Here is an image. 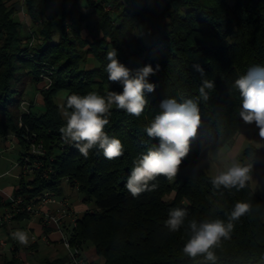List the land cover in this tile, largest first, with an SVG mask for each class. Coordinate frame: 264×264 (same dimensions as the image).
Masks as SVG:
<instances>
[{
	"label": "trees",
	"instance_id": "1",
	"mask_svg": "<svg viewBox=\"0 0 264 264\" xmlns=\"http://www.w3.org/2000/svg\"><path fill=\"white\" fill-rule=\"evenodd\" d=\"M100 1L110 10L94 0H0L1 133L13 135L22 150V135L33 133L53 157V173L47 179L36 175L25 182L20 176L12 196L29 202L46 190L57 194L66 180L82 194L83 203L92 200L94 206L76 219L69 242L81 251L90 245L103 264H203L202 256L192 259L182 251L188 221L227 222L234 204L247 202L251 211L233 222L231 238L215 249L216 264H264V197L249 183L239 191L215 190L200 165L209 152L229 147L252 125L239 117L241 97L234 81L250 66H264V0ZM20 9L30 20L28 32L17 18ZM65 21L70 22L68 30ZM56 23L59 37L52 41ZM31 37L37 42L28 48ZM114 48L133 75L145 65H159L148 78L156 90L146 94L149 102L140 117L110 110L105 131L122 141L123 156L108 160L93 149L85 159L63 142L59 128L65 121L55 99L61 92L64 98L121 92L122 85L110 82L105 71L107 52ZM46 65L52 74L50 86L40 93L43 107L30 103L25 113L20 109L25 90H35ZM194 65L203 69L204 77ZM202 78L214 81L215 89L200 103L201 124L175 180L158 177L154 191L132 197L125 184L133 161L158 143L143 128L159 113L161 99L197 96ZM241 157L249 158L252 169H264V149L250 145ZM173 207H187L189 215L180 231L169 233L163 222ZM64 263L65 257L42 261Z\"/></svg>",
	"mask_w": 264,
	"mask_h": 264
},
{
	"label": "clouds",
	"instance_id": "2",
	"mask_svg": "<svg viewBox=\"0 0 264 264\" xmlns=\"http://www.w3.org/2000/svg\"><path fill=\"white\" fill-rule=\"evenodd\" d=\"M108 61L105 71L108 80L120 83L122 91H108L100 95L91 91L85 95L72 93L67 95L61 105V116L65 123L59 128L64 143L77 148L87 159L90 150L98 149L108 160L123 156L124 144L112 136L105 126L109 124L110 110L115 107L125 111L130 116L140 117L145 110L148 100L146 94L155 92L156 85L148 78L159 70L149 64L136 70L135 75L118 60L116 48L107 52ZM204 77L203 69L194 65ZM234 87L241 97L239 117L246 124L255 123L259 129L258 135L264 140V66H250L246 73L234 81ZM215 89L212 80L202 78L198 95L192 98L181 96L165 97L159 102V113L143 128L147 137L158 143L150 147L133 161V167L127 178L125 188L132 197H139L145 192L154 191L158 177L169 181L175 180L180 165L189 155L191 143L195 139L201 124L200 103L210 99V93ZM251 165H243L238 161L225 164L218 174L210 177V183L215 190L221 188L237 191L246 187L252 179ZM251 211L247 202L237 201L228 220L220 218L191 219L187 223L188 238L183 246V253L192 259L203 257V264H216L215 249L222 240L230 239L234 229V221ZM189 215L187 207H173L168 210V218L163 222L169 233L180 231ZM12 239L21 245L29 244L27 231L17 229L11 233Z\"/></svg>",
	"mask_w": 264,
	"mask_h": 264
},
{
	"label": "crops",
	"instance_id": "3",
	"mask_svg": "<svg viewBox=\"0 0 264 264\" xmlns=\"http://www.w3.org/2000/svg\"><path fill=\"white\" fill-rule=\"evenodd\" d=\"M17 18L23 25V29L26 32V27L30 24L28 16L24 14V16L20 17L18 14ZM258 132L259 129L256 127L255 123L242 130L234 138L233 143L229 147L215 151L213 156H211V161H214L218 166H220L221 170L224 168L225 164H230L232 161H238L246 166L250 165V160L248 157H243L247 158L246 160L248 161H242L241 152L250 145L256 148L264 149V140L261 139V137L258 135ZM201 168L206 174V171L202 165ZM250 175L252 176V179L248 183L251 189L259 196L264 197V169H252ZM207 176L212 177L209 175ZM14 179L15 183H12L11 185L6 184L2 187L4 192L12 194V192L17 189L19 180L18 173L14 175ZM74 189L77 190L76 188ZM54 195L57 199V202L64 200V202L67 203L74 212L76 211L74 206L68 203L65 198L60 197L58 193ZM84 204L85 203L81 205L83 206ZM76 208L81 210V206L79 205L76 206ZM1 211L2 205H0V212ZM86 211L87 210L85 209L81 215ZM79 217H76V219ZM65 223L69 224V220H66ZM17 229L27 231L29 235V244L27 246L21 245L12 239L11 233ZM43 233H45L47 236L49 241L48 244H45L42 241ZM82 255L87 261V264H103V260L95 254L93 248L90 245L83 246ZM57 257H65V250L59 243V234L52 228H49L45 231L39 222L34 219L18 220L11 218L7 223L0 225V264H5V262H8L12 258L17 261V264H42V261L45 259L51 260Z\"/></svg>",
	"mask_w": 264,
	"mask_h": 264
},
{
	"label": "built area",
	"instance_id": "4",
	"mask_svg": "<svg viewBox=\"0 0 264 264\" xmlns=\"http://www.w3.org/2000/svg\"><path fill=\"white\" fill-rule=\"evenodd\" d=\"M102 6L103 10L109 11L110 8L100 0H94ZM66 30L69 29L70 22L65 21ZM34 38L31 37L28 41V48L33 46ZM25 58H31L28 53H25ZM52 74L51 67L44 66L39 75L40 81H44V89L48 88L51 83L50 76ZM34 104V102H33ZM29 103L23 102L22 111L27 113ZM25 106V107H24ZM20 125V124H19ZM24 149L20 153L16 161V169L18 175L30 178L36 175L40 178L47 179L51 173V163L53 157L47 154L43 140L33 133L23 134ZM28 177V178H29ZM3 194V195H2ZM0 200L2 201V211L0 212V225L6 223L16 215H28V219H34L39 222L42 228L46 231L52 228L59 234V243L65 250L64 264H87L81 249L69 242L70 230L76 225V217H74L72 210L61 200L57 202L55 195L46 190L43 191L36 199L29 202H23L20 197H14L12 194L7 195L0 189ZM69 220V224L65 221ZM45 244L49 241L45 233H43V240Z\"/></svg>",
	"mask_w": 264,
	"mask_h": 264
},
{
	"label": "rangeland",
	"instance_id": "5",
	"mask_svg": "<svg viewBox=\"0 0 264 264\" xmlns=\"http://www.w3.org/2000/svg\"><path fill=\"white\" fill-rule=\"evenodd\" d=\"M14 1H17L19 4H21V0H13V2ZM229 2L231 3L232 1L230 0ZM46 13H48L47 10H46ZM18 14L20 15V17H22V16H24L25 13L22 9H20V11L17 13V16H18ZM26 32H28L27 29H26ZM58 37H59V29H58V24L56 23L53 26L52 41H57ZM35 42H37V38L34 39V44H35ZM44 83H45L44 81H38L37 84L35 85V90H33L32 87H30V86H28L26 88L25 93L23 95V99L21 100V103H20V109L21 110L23 109V106H22L23 102H26L29 104L32 103L31 105L34 106L35 108H37L39 110L42 109L43 106H42V98L40 96V93H41V91L47 89V88L44 89V87H43ZM64 95H65V93L61 92L57 95V97L55 99V103L58 105L60 112H61V105L63 102ZM30 101H32V102H30ZM33 102H34V104H33ZM215 151H217V150H215ZM215 151L209 152L208 157L205 159H202L200 161L202 167L206 171V174L209 176H214V175L218 174V172L221 170L220 166H218L214 161H211V159H212L211 156H213ZM21 152H22V149L17 144L16 138L11 134L3 135L1 133V130H0V189H2V187L6 184L11 185L12 183H15L14 175H16L18 173V170L16 169L15 164H16V161L18 160ZM241 159H242V161H245V162L248 161V160H246L247 158L241 157ZM28 177L29 176L23 178L25 182H30L32 180V178H30L31 176L29 178ZM4 193L7 195H10L6 192H4ZM58 195L62 198H65L68 201V203H70L72 206H74V209L77 212L76 211L74 212L70 208L73 212L72 215H74V217H79L81 215V213L83 211H85V209L86 210H92L94 208L92 200H89L88 202H86L82 206L81 205V204H83L82 203V194L79 193L77 190H75L73 187H71L66 180L61 181ZM172 197H173V193L170 196L165 197V199L172 198ZM0 204H2L1 200H0ZM78 205L81 206V210L76 208V206H78ZM1 225H3V224H1ZM63 249H64V247H63ZM65 255H66V253H65Z\"/></svg>",
	"mask_w": 264,
	"mask_h": 264
}]
</instances>
